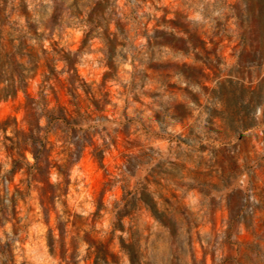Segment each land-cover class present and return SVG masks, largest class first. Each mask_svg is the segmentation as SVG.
<instances>
[{
    "label": "rangeland",
    "instance_id": "rangeland-1",
    "mask_svg": "<svg viewBox=\"0 0 264 264\" xmlns=\"http://www.w3.org/2000/svg\"><path fill=\"white\" fill-rule=\"evenodd\" d=\"M16 188L0 263L264 264V0H0V213Z\"/></svg>",
    "mask_w": 264,
    "mask_h": 264
},
{
    "label": "trees",
    "instance_id": "trees-1",
    "mask_svg": "<svg viewBox=\"0 0 264 264\" xmlns=\"http://www.w3.org/2000/svg\"><path fill=\"white\" fill-rule=\"evenodd\" d=\"M54 112V111H53ZM55 116V114H53ZM53 116V117H54ZM84 144L81 146L82 148H84ZM54 145L52 144L50 148H48L47 150L45 149V155L47 153V156H45V158L43 156H39V154L37 153V148L35 150H32V152L34 153V158H35V162L32 165L29 166H24L22 164H20V161L18 158L16 157V153L25 157V155L19 151L17 152H13L14 148L12 147L13 150H11V156L13 157V168L11 169L12 172H16L18 170H20L21 168H25L24 172L26 173L27 177L24 180H28V186L30 187L34 182H39V181H44L43 178H41L40 175H42V168H50L51 165V161H49L48 157L50 155L51 150L53 149ZM44 153V151H43ZM68 155L67 157L65 156V162L62 165L59 164H54V165H58L60 171L62 173H64L63 167L67 166L69 163V152H67ZM34 167L35 169H37L36 171H32L31 168ZM47 184H50V182L47 181ZM36 187H40L41 189H43L44 191V198H43V204H54L55 203V198L57 196H60V194H57L56 191L52 192V193H48V190L45 189V186H40L38 185V183H35ZM62 191V187L60 188ZM9 194V191H8ZM27 195H29L28 190L27 191H22L20 188H16L15 192L13 195L8 196V203L6 204V206H4V209L2 210V212L0 213V225L4 226L8 221H11L13 223V226L15 229V233L17 230H19L20 228V221H21V217L18 216L19 210L18 208V202H19V198H26ZM138 200L142 201L143 203H145L148 207H150V209L152 210L154 216L160 221L162 222L164 225H166V222L164 221V219L162 218L161 214L162 212L158 209L157 206V202L156 201H149L146 198H144V196H140L138 197ZM48 209V208H47ZM129 212L127 210H124L123 212H119L118 213V219L119 222L117 223V226L120 227V229L125 230V226L123 223V218L125 217V215H127ZM121 247L122 249L129 255L130 260L132 262V264H143L141 262V255L139 253L138 250H136L135 245L134 244H130L127 243L123 238H121ZM5 248L7 250H1L0 249V253L3 255H6L8 252L12 251V242L7 241L5 243ZM108 252V250H107ZM10 254V253H9ZM11 261L12 263H9V258H7L6 261H4L3 263L0 264H16L15 262V258L14 255L11 252ZM103 260H106V256L102 258ZM75 264H77V262H75Z\"/></svg>",
    "mask_w": 264,
    "mask_h": 264
}]
</instances>
